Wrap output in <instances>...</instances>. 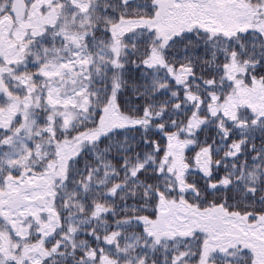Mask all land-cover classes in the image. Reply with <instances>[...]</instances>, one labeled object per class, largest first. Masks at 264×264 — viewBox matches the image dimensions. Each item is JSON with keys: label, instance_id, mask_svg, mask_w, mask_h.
Here are the masks:
<instances>
[{"label": "snow or ice", "instance_id": "snow-or-ice-1", "mask_svg": "<svg viewBox=\"0 0 264 264\" xmlns=\"http://www.w3.org/2000/svg\"><path fill=\"white\" fill-rule=\"evenodd\" d=\"M0 264H264V0H0Z\"/></svg>", "mask_w": 264, "mask_h": 264}]
</instances>
